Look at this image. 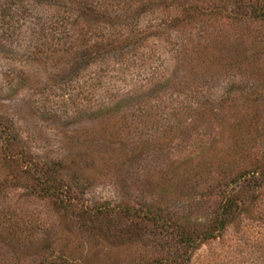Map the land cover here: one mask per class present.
Here are the masks:
<instances>
[{"label":"rangeland","instance_id":"rangeland-1","mask_svg":"<svg viewBox=\"0 0 264 264\" xmlns=\"http://www.w3.org/2000/svg\"><path fill=\"white\" fill-rule=\"evenodd\" d=\"M106 1L65 4L155 29L129 64L86 67L107 31L75 19L78 64H57L79 70L71 80L35 58L53 8L33 2L21 31L0 28V264H264V186L215 238L186 251L170 235L176 221L200 235L226 185L264 169L262 0Z\"/></svg>","mask_w":264,"mask_h":264},{"label":"trees","instance_id":"trees-1","mask_svg":"<svg viewBox=\"0 0 264 264\" xmlns=\"http://www.w3.org/2000/svg\"><path fill=\"white\" fill-rule=\"evenodd\" d=\"M66 1L67 0H39L38 2L37 0H0V28H2V31L3 28H5L7 32L11 33V35L12 33H14L15 35L19 31H21L24 21L26 24V20H23V18L26 15H31L30 11H32L30 7H28V5L32 4L33 2H37L41 5H47L48 7L53 8V12L48 18L49 24L47 25V27L45 25L42 26V30L44 32L43 40L46 43L41 44V47H39L37 54H35V58L45 55L47 59H51V61L55 60L57 62V71H53L52 75V78L54 79L64 76L63 80H71L72 78H76V76L78 77V75L80 74L79 70L75 69V66L73 69L69 70L63 67H57L58 61L61 60L68 65L78 64V61H76L78 59L77 56H75L76 54L74 56L73 54H71L73 53L74 48L77 49L75 47V42H70L69 37H67V35L69 36V33L72 32V29L74 27L80 28L79 26H76V23L78 21L75 19L80 18L84 26L91 25L95 30L99 28L103 29L101 32L107 31L109 33V36L107 37V32L101 36L97 35L96 38L92 36L90 41H92V44L95 45L90 44L84 47V50L86 52L87 50H89L87 52L89 53L87 56L91 58L88 60V66L86 67L91 66L93 62L98 61L102 57V60H104L105 58L108 59L109 56L112 57L111 60L117 63L116 65H121L120 63H122L123 66L129 64L130 59L128 58L136 57V53H130V51L125 52V50L132 48L133 45V47H136L135 44L137 43V40H141V36H143L146 32H150L152 31V29H155L145 28L146 31H133L135 28L134 23L138 24V22L134 19L125 18L120 13V10L111 11L112 15L97 14L96 19L93 18L95 14L93 12H91L90 14L87 13V17L85 13H82V15L79 14L77 15V17H75L71 13V11L73 10L70 11V9H67V4H65ZM87 2L88 4L91 2L90 8H88L90 11L96 10L98 9V7L102 9L103 6H105V4L107 3L106 0H86V3ZM86 3L84 4V10L88 5H86ZM260 3L263 5L258 6L257 10L256 8H254V13H260L261 15H263L264 0H262ZM59 4H62L63 6ZM9 19L14 22H10ZM93 32L94 31H92V33ZM3 39H5V36ZM102 42L104 43L98 45V43ZM145 57H142L145 63H148L152 60V58H148L146 55ZM107 74L108 72L103 70V76L100 72L93 73L92 76L97 80H101L107 77ZM155 87L156 85L151 88L153 93H155V90L153 89ZM110 92L111 91L109 90L107 94L112 97V94H110ZM156 95L149 94L145 98V100L142 101V105H152V107H155L157 104V100L160 99L156 98ZM263 186L264 169H253L252 171H246L244 173L238 174L230 183L226 185V187L221 192L222 201L220 202V214L218 215V218L216 217V221L214 222V224L209 225V227L203 230L200 235H197L196 232L191 231V228L193 226L192 224H189L188 226L176 221L171 228L172 231L170 232V235H172L173 237L174 244L180 250L188 251L189 249L193 248L198 241H201L199 238H203V240L215 238L214 236L216 235V231H219L221 229L225 230L228 226L236 222L246 204L255 203ZM161 227L169 232L168 221L161 220ZM177 263L178 262L176 261L173 264Z\"/></svg>","mask_w":264,"mask_h":264}]
</instances>
